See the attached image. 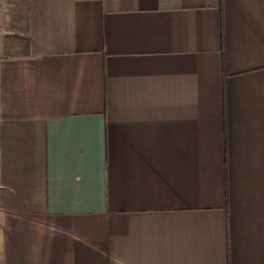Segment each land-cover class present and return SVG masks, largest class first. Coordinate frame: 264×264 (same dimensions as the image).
<instances>
[{
  "label": "crops",
  "instance_id": "obj_1",
  "mask_svg": "<svg viewBox=\"0 0 264 264\" xmlns=\"http://www.w3.org/2000/svg\"><path fill=\"white\" fill-rule=\"evenodd\" d=\"M0 264H264V0H0Z\"/></svg>",
  "mask_w": 264,
  "mask_h": 264
}]
</instances>
